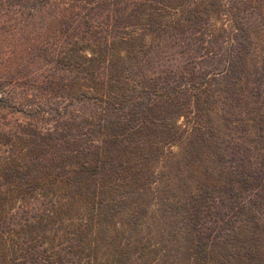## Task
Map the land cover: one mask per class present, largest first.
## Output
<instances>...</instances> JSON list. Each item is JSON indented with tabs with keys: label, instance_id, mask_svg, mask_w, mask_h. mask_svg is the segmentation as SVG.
<instances>
[{
	"label": "trees",
	"instance_id": "trees-1",
	"mask_svg": "<svg viewBox=\"0 0 264 264\" xmlns=\"http://www.w3.org/2000/svg\"><path fill=\"white\" fill-rule=\"evenodd\" d=\"M0 264H264V0H0Z\"/></svg>",
	"mask_w": 264,
	"mask_h": 264
}]
</instances>
